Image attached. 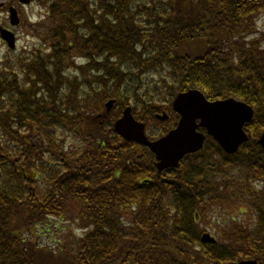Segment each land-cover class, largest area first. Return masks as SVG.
Instances as JSON below:
<instances>
[{
    "label": "trees",
    "instance_id": "1",
    "mask_svg": "<svg viewBox=\"0 0 264 264\" xmlns=\"http://www.w3.org/2000/svg\"><path fill=\"white\" fill-rule=\"evenodd\" d=\"M47 1L51 54L0 70V264H264V0ZM188 89L249 104V140L231 156L207 142L158 176L113 120L128 104L154 120L164 92ZM235 197L253 225L200 242L211 207Z\"/></svg>",
    "mask_w": 264,
    "mask_h": 264
},
{
    "label": "water",
    "instance_id": "2",
    "mask_svg": "<svg viewBox=\"0 0 264 264\" xmlns=\"http://www.w3.org/2000/svg\"><path fill=\"white\" fill-rule=\"evenodd\" d=\"M28 4L29 0H19ZM11 25L19 22L16 10L9 8ZM0 37L6 41L9 48L15 47L14 34L0 29ZM112 101L107 103V111ZM172 109L180 118L177 126L165 136L150 141L144 133V124L136 121L130 113V108L123 111V115L114 123V130L126 141H135L147 146L156 157L158 172L166 168H175L184 155L195 153L201 149L204 134L198 128H204L206 133L219 143L228 154L237 151L239 145L246 142L248 137L243 130L245 123L253 117V109L242 101L233 98L208 101L204 95L195 89L179 93L172 102ZM165 117H160L164 119ZM258 143L264 150V132ZM163 182L180 187V183L173 179H162ZM203 243H213L215 240L208 233L201 236ZM237 264H257L256 260H243Z\"/></svg>",
    "mask_w": 264,
    "mask_h": 264
},
{
    "label": "rangeland",
    "instance_id": "3",
    "mask_svg": "<svg viewBox=\"0 0 264 264\" xmlns=\"http://www.w3.org/2000/svg\"><path fill=\"white\" fill-rule=\"evenodd\" d=\"M0 2H8V5H12L17 8L18 13L20 15L21 19V25L12 28L13 30L18 33V38L16 42V50L10 51L6 44H4L3 41L0 40V70L3 68V66H10L14 64L20 57L27 58L28 56H35L38 59L39 58H47L48 54H51V51L49 49L50 43L43 40L39 36V31L43 32L44 28H46L45 25V19L47 16L46 13V2L47 0H31V3L29 5H23L18 4L17 0H0ZM6 20H8V14L5 12L0 11V25H5ZM41 20H44L43 22H39ZM257 27L258 30L264 31V13L258 18L257 20ZM18 57V58H16ZM77 62V61H75ZM76 64V63H75ZM72 66V65H71ZM70 66V70L68 71L70 74H78L75 67ZM164 96V104L163 102H157L156 104L160 107L167 106V99H170V93H165L160 98L163 100ZM154 98L156 100L157 95H154ZM151 100V99H150ZM149 102V101H148ZM133 113L140 118V111L138 109L132 108ZM163 111V110H161ZM165 111V109H164ZM148 123V130L147 134L150 138H156L158 137L159 133L161 132L162 128L170 125L171 122L162 123L161 121L157 120H151ZM214 161V160H212ZM261 185V181H255L252 180L251 182V189H258V186H254V184ZM231 201L232 205L227 204H221V205H215L211 207V209L208 211L207 219L205 223H203L200 226V229L204 232L210 233L212 236L218 237V227L220 225H224L227 222L230 221H240L242 222V219L245 221V226H251L254 222V213H252V208L250 206H246L244 204H239L238 200ZM222 227V226H221ZM58 230V229H56ZM59 231V230H58ZM79 234H81L80 230H76ZM221 234V233H220ZM56 235L52 236H40L38 241L43 244L45 247L53 246L55 244L54 238ZM57 238V237H56Z\"/></svg>",
    "mask_w": 264,
    "mask_h": 264
},
{
    "label": "flooded vegetation",
    "instance_id": "4",
    "mask_svg": "<svg viewBox=\"0 0 264 264\" xmlns=\"http://www.w3.org/2000/svg\"><path fill=\"white\" fill-rule=\"evenodd\" d=\"M8 7H9L8 6V2L7 3L0 2V11L7 13L8 12ZM0 28L9 29L16 35L15 30H13L12 27L9 26L8 20H6V24L5 25H0Z\"/></svg>",
    "mask_w": 264,
    "mask_h": 264
}]
</instances>
